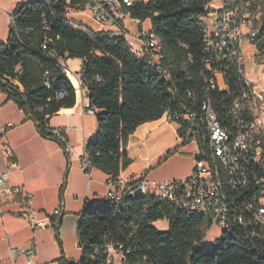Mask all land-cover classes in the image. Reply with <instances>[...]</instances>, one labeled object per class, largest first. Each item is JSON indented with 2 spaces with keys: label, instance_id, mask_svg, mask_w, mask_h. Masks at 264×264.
<instances>
[{
  "label": "trees",
  "instance_id": "1",
  "mask_svg": "<svg viewBox=\"0 0 264 264\" xmlns=\"http://www.w3.org/2000/svg\"><path fill=\"white\" fill-rule=\"evenodd\" d=\"M91 1L26 0L17 6L9 37L0 44V90L43 138L54 140L51 117L74 107L77 99L64 63L82 60L81 86L98 119V132L86 143L85 153L93 167L118 179L131 165L129 139L139 126L160 120L168 109L194 111L205 100L202 19L213 0H131V6L118 0L131 18L151 21L170 78L150 66L124 36L95 32L69 20L70 13ZM260 37L257 49L263 52L264 18ZM228 81L242 79L233 70ZM209 94L224 122L231 99L220 91ZM176 152H168L160 163ZM69 171L67 167L61 199ZM165 220L167 230L155 226ZM61 222L55 226L57 238ZM209 226L203 216L180 212L153 196L91 203L80 215L79 263L109 264L106 248L122 244L130 251L126 264H264V230L232 226L216 245L208 246ZM253 232L259 237H252ZM60 264L70 262L62 259Z\"/></svg>",
  "mask_w": 264,
  "mask_h": 264
},
{
  "label": "built area",
  "instance_id": "2",
  "mask_svg": "<svg viewBox=\"0 0 264 264\" xmlns=\"http://www.w3.org/2000/svg\"><path fill=\"white\" fill-rule=\"evenodd\" d=\"M261 1L213 0L202 19L205 100L194 111L168 109L161 118L179 126L182 143H192L198 148L190 177L169 182L147 178L124 182L110 178L109 189L98 198V202H121L127 194L134 195L135 190L140 189L142 196H153L171 203L180 212L206 218L210 224L206 238L212 237V245H216L224 231L232 226L264 230V87L252 79L254 72L264 67V51L257 49L262 41L261 22L257 18ZM124 3L131 6L132 1L124 0ZM120 8L118 0H102L89 3L76 13L88 15L99 25L116 24L112 11ZM145 22L132 18L131 26L142 27ZM131 34L128 28L118 26V31L111 35L127 38ZM136 37L140 47L136 49L132 43L130 46L150 66L170 78L166 57L155 32L143 29ZM249 47L256 49L250 74L247 73L245 56ZM233 70L242 81H228ZM66 72L68 74L67 69ZM214 91L227 93L231 99L224 122L220 120L209 94ZM170 92L174 94L175 89ZM87 113L95 115V109H88ZM13 127V123H8L4 130ZM54 140L61 144L69 159L74 157V149L64 130H56ZM82 167L88 173L93 167L86 153ZM16 198H19L17 217L25 219L34 231L47 229V222L55 227L63 217L62 205L41 215L34 194L25 187L11 186L8 171L0 173V202ZM251 236L259 237V234L253 232ZM106 253L109 264H126V255L130 251H125L124 245L119 244L109 245ZM21 257L33 263L35 252L11 246L9 260L15 262Z\"/></svg>",
  "mask_w": 264,
  "mask_h": 264
},
{
  "label": "crops",
  "instance_id": "3",
  "mask_svg": "<svg viewBox=\"0 0 264 264\" xmlns=\"http://www.w3.org/2000/svg\"><path fill=\"white\" fill-rule=\"evenodd\" d=\"M25 1L0 0V44L5 43L9 37L15 8ZM215 4H218V1H215ZM75 14L77 13H70L69 16ZM112 14L116 24H97L92 31L111 35L118 31V26L126 27L132 33V36L126 39L136 49L139 48L140 41L137 40L136 34L143 29H152L151 21L147 20L142 27H132V18L122 8L112 11ZM247 49L256 54L254 47ZM247 57L253 63L250 53ZM64 64L68 78L77 91L76 104L51 117L49 127L53 131L62 129L66 132L68 143L75 152L72 159L67 157L57 141L43 138L37 132L35 123L0 90V173L8 171L11 186L25 187L34 194L35 204L41 215L51 213L61 205L63 210L57 238L55 227L50 222H47V229L34 231L25 219L17 217L16 203L19 198L0 202V262L5 264H60L62 259L79 262L82 257L78 236L80 215L87 205L98 202V198L109 189L108 174L96 167H92L88 173L82 167L85 145L98 132L97 116L87 113L89 98L87 90L81 86L83 61L70 59ZM251 72L252 70L247 73ZM8 123H13L14 127L5 131L4 127ZM178 132L177 124L162 119L139 126L129 139L131 165L119 179L124 182L141 178L169 182L189 178L198 148L192 143H182ZM175 149L176 153L160 163L168 152ZM67 167L70 171L61 199L60 189ZM159 225L167 230L169 223L166 220L155 223L158 229ZM11 246L34 251V262H28L25 257L15 262L10 261Z\"/></svg>",
  "mask_w": 264,
  "mask_h": 264
},
{
  "label": "rangeland",
  "instance_id": "4",
  "mask_svg": "<svg viewBox=\"0 0 264 264\" xmlns=\"http://www.w3.org/2000/svg\"><path fill=\"white\" fill-rule=\"evenodd\" d=\"M100 1L102 0H92L91 2H100ZM257 18H260V22H262L264 18V0L261 1L260 12L258 13ZM69 20L90 30H94L97 27V23L84 13H79V14H75L74 16H69ZM250 51L251 50L245 52L246 58H248L247 56L249 55V53L251 54V57H253L254 54L253 52ZM246 66H247L246 67L247 72L248 71L250 72L252 70L253 63L249 59H247ZM71 77L74 78V76L72 75ZM252 79L253 81H259V84L262 87H264V67H262L261 69L259 68L256 74L252 77ZM158 227L160 230H165L163 226L159 225ZM205 243L206 245L211 246L213 244L212 237H207Z\"/></svg>",
  "mask_w": 264,
  "mask_h": 264
},
{
  "label": "water",
  "instance_id": "5",
  "mask_svg": "<svg viewBox=\"0 0 264 264\" xmlns=\"http://www.w3.org/2000/svg\"><path fill=\"white\" fill-rule=\"evenodd\" d=\"M141 196H142L141 190L140 189H136L134 195L127 194L126 198L127 199H133L135 197L137 198V197H141ZM70 264H75V262L71 261Z\"/></svg>",
  "mask_w": 264,
  "mask_h": 264
}]
</instances>
